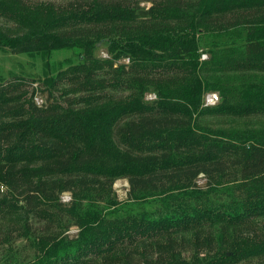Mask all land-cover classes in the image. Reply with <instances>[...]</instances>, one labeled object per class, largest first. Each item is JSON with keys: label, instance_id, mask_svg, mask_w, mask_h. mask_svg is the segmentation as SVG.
<instances>
[{"label": "trees", "instance_id": "16d2710c", "mask_svg": "<svg viewBox=\"0 0 264 264\" xmlns=\"http://www.w3.org/2000/svg\"><path fill=\"white\" fill-rule=\"evenodd\" d=\"M98 45L106 57L95 56ZM61 49L80 67L72 80H46L41 104L36 89L27 98L10 83L23 81H0V187L16 201L0 207L14 208L25 230L30 217L42 221L40 264H168L178 244L211 248L204 225L214 220L253 229L217 244L212 264L264 257V220L256 224L264 217V125L238 132L197 120L205 109L264 115V82L223 84L213 74L264 72V0H0V51L48 57ZM66 79L86 86L60 102L52 88ZM210 90L219 102L201 106ZM119 177L128 183L123 200L112 187ZM222 177L236 187L216 202ZM188 231L194 241L181 236Z\"/></svg>", "mask_w": 264, "mask_h": 264}, {"label": "rangeland", "instance_id": "374dc122", "mask_svg": "<svg viewBox=\"0 0 264 264\" xmlns=\"http://www.w3.org/2000/svg\"><path fill=\"white\" fill-rule=\"evenodd\" d=\"M31 1H55L57 3H63L67 0H31ZM220 36V35H219ZM218 36V37H219ZM230 36V33H229ZM217 37V38H218ZM222 38V36H221ZM232 38V37H231ZM238 39V37H236ZM228 51L227 53H230ZM77 53V52H76ZM95 56L97 57H106V51L103 46L98 45L97 50L94 51ZM225 55L226 53H222ZM209 54L207 52H202L200 56V60H204L207 58ZM44 57V58H42ZM29 56L25 53H8L0 51V81L15 79L21 80L23 82H10L13 84H19L18 90H25V96L27 98L31 94L32 90H35L33 94V101L36 104H41L44 101L45 96L47 95L46 91L41 94V89L44 88V83L49 78H55L57 74H68L71 80L72 70L74 68L80 67V61L77 56L72 52V50H56L52 52L48 57L46 55L43 56ZM127 60H121V62H126ZM99 74H102L99 72ZM99 74L97 78H94L92 81L94 86H96V82L99 81ZM214 75H221L226 82H222L223 84H233L240 85L244 80V76H254L251 78L249 82H243L245 86H253L256 83L264 82V72H258L256 70L249 71L243 74L239 73H224L214 72ZM256 77H261L258 79ZM67 82H58L53 90V96L55 99H58L62 102V98L69 94L70 96H74L75 98L80 96L78 91L82 88H85L86 83H80L79 80L71 81L66 79ZM18 90L15 89V92ZM82 93V92H81ZM215 94L217 100L214 102L217 103L220 100V94L216 90L207 91L202 95L201 106H212L213 104L204 105L205 103V95L206 94ZM74 94V95H73ZM154 94L148 92L145 94L146 99L153 98ZM252 101L256 99V97H251ZM257 105H261L258 102V99L254 101ZM79 105V104H78ZM205 109L201 115L198 116L197 120L200 126L203 129L211 128L215 129L219 126L229 127L232 126L233 129L238 132L244 131L248 128L250 129H260L264 125V115H260L257 113H248L241 116H234L228 114L222 115H212V113H208ZM110 143L113 146L117 145V141L113 138L110 139ZM26 166H30L32 163H24ZM205 181L203 176L198 178V182L202 183ZM235 180L229 177H222L221 180L218 181V184L215 185L216 190H220L216 195H212L213 201L219 200H228L229 194L233 195L236 187L234 183ZM234 186V187H233ZM113 190L118 200H123L126 197V192L128 190V183L125 178H117L113 182ZM9 194L8 189L4 187H0V200L4 202H16L13 196L10 199L7 198ZM60 199L64 202L70 200V193L63 192L60 195ZM19 204V203H18ZM17 209V208H16ZM258 221L256 224L259 226L263 220V216H258ZM29 223L31 225V230H25L24 226H22L21 222L17 219V215L15 209L9 206L0 207V264H40V262L45 259V251L47 249H40V244H37L38 235L41 234V226L42 221L35 219L34 217L29 218ZM205 229L207 231L212 232V243L211 248L200 249L198 252H195L192 249H189V244L181 243L180 245H176L175 252H178V255H173L172 260L168 262V264H212V261L215 260L216 252L219 249L217 244L224 245L225 241L223 239L232 238H242L244 236H249L252 233L250 232L252 229H248L247 227H233V225L218 221L215 224V220L212 225L205 224ZM44 229V228H43ZM77 228L75 226H71L67 229L66 233L69 236H74L76 234ZM181 236L184 239H188L189 242L194 241L192 237L191 231L182 232ZM39 241V240H38ZM219 241V242H218ZM140 242L137 243V247H140ZM221 249V248H220ZM141 251V248L138 252ZM221 250H219L220 253ZM61 251H57L59 253ZM151 251V255L154 257L155 253ZM170 253V250L168 254ZM228 253V252H227ZM245 254V253H244ZM136 257L139 258V255L136 253ZM100 262V260H97ZM233 264H264V257H248L241 259L240 261L234 262Z\"/></svg>", "mask_w": 264, "mask_h": 264}, {"label": "built area", "instance_id": "2783aa9c", "mask_svg": "<svg viewBox=\"0 0 264 264\" xmlns=\"http://www.w3.org/2000/svg\"><path fill=\"white\" fill-rule=\"evenodd\" d=\"M217 100V97L215 94H206L205 95V103L204 105L214 104V102Z\"/></svg>", "mask_w": 264, "mask_h": 264}]
</instances>
